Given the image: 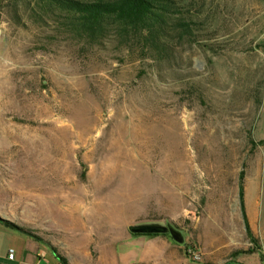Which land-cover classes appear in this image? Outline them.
Masks as SVG:
<instances>
[{"label":"rangeland","instance_id":"1","mask_svg":"<svg viewBox=\"0 0 264 264\" xmlns=\"http://www.w3.org/2000/svg\"><path fill=\"white\" fill-rule=\"evenodd\" d=\"M173 2L155 47L0 0V217L68 262L144 244L157 264H264V0Z\"/></svg>","mask_w":264,"mask_h":264},{"label":"trees","instance_id":"2","mask_svg":"<svg viewBox=\"0 0 264 264\" xmlns=\"http://www.w3.org/2000/svg\"><path fill=\"white\" fill-rule=\"evenodd\" d=\"M50 8L61 11V24L79 38L95 42L108 34L144 41L147 46H159L160 36L167 32L171 16L180 8L173 0H43ZM244 173H242L243 178ZM242 204L245 206L244 186L241 188ZM248 231L251 226L244 209ZM0 221L27 231L15 223L0 217ZM65 264L66 258L61 256Z\"/></svg>","mask_w":264,"mask_h":264},{"label":"crops","instance_id":"3","mask_svg":"<svg viewBox=\"0 0 264 264\" xmlns=\"http://www.w3.org/2000/svg\"><path fill=\"white\" fill-rule=\"evenodd\" d=\"M136 236L138 238V235ZM11 249L15 253L13 258L9 257ZM100 251L101 254L97 259L102 264H106L107 261L109 264H157L161 262L160 252L156 254L155 249L146 250L144 244L132 246L113 244L110 247L101 248ZM72 252L68 255L69 264H80L82 256L86 260L90 258L86 248H77ZM61 256L64 257L62 251L57 250L55 245L45 238H37L27 231L0 221V264H65ZM87 264L92 263L90 261Z\"/></svg>","mask_w":264,"mask_h":264},{"label":"bare ground","instance_id":"4","mask_svg":"<svg viewBox=\"0 0 264 264\" xmlns=\"http://www.w3.org/2000/svg\"><path fill=\"white\" fill-rule=\"evenodd\" d=\"M176 112H177V108H172V109L169 110L170 114H176ZM150 118H154V115H150ZM157 118L158 117H155V119H157ZM25 122L27 123V125H29V128H34V129L37 128L36 129V130H38L37 132L40 131L41 133L42 132L45 133L44 131L46 129H53L54 131H56L58 133V131H60L62 129V126H63V125H61V123H59L56 120L51 122V121L31 118V119L26 120ZM86 204L87 203H85V202L83 204H81V203H77L76 201H71V204H70L71 209L70 210L72 212H76L77 210H81L82 213H83L82 215H85L84 214V210L86 208Z\"/></svg>","mask_w":264,"mask_h":264},{"label":"built area","instance_id":"5","mask_svg":"<svg viewBox=\"0 0 264 264\" xmlns=\"http://www.w3.org/2000/svg\"><path fill=\"white\" fill-rule=\"evenodd\" d=\"M14 255H15L14 250L11 249L10 253H9V257L13 258ZM194 256L197 257V258L200 257V255L197 252L194 253Z\"/></svg>","mask_w":264,"mask_h":264}]
</instances>
